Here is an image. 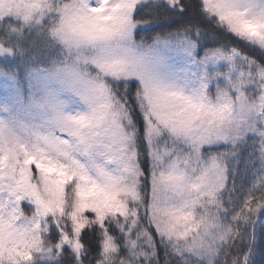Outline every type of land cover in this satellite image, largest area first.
Here are the masks:
<instances>
[{
    "label": "snow or ice",
    "instance_id": "6c2138e0",
    "mask_svg": "<svg viewBox=\"0 0 264 264\" xmlns=\"http://www.w3.org/2000/svg\"><path fill=\"white\" fill-rule=\"evenodd\" d=\"M0 264H264V0H0Z\"/></svg>",
    "mask_w": 264,
    "mask_h": 264
}]
</instances>
